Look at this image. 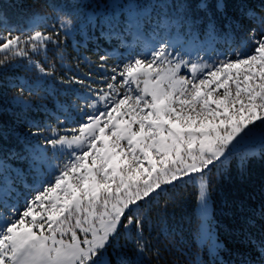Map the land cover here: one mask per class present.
<instances>
[{
    "label": "snow or ice",
    "instance_id": "1",
    "mask_svg": "<svg viewBox=\"0 0 264 264\" xmlns=\"http://www.w3.org/2000/svg\"><path fill=\"white\" fill-rule=\"evenodd\" d=\"M112 7L134 14L127 31L141 46L126 45L117 64L107 53L76 58L67 71L76 11L43 0L23 25L0 13V118L28 126L23 151L11 153L27 169L13 178L0 157V264H167L171 234L161 239L153 225L186 192L212 264H229V252L239 256L231 264H264L256 213H237V230L224 235L211 199L214 175L235 167L244 181L250 160L264 159V0L259 13L250 0H163L155 7L169 11L154 25L147 10ZM107 35L126 43L124 31ZM57 94L64 100L50 111L42 101ZM41 110L50 123L28 119ZM9 136L21 138L0 119V151Z\"/></svg>",
    "mask_w": 264,
    "mask_h": 264
},
{
    "label": "trees",
    "instance_id": "2",
    "mask_svg": "<svg viewBox=\"0 0 264 264\" xmlns=\"http://www.w3.org/2000/svg\"><path fill=\"white\" fill-rule=\"evenodd\" d=\"M127 5H135L141 14L147 10L151 14L153 25L156 20L163 19V13L169 10L155 7L163 2V0H124ZM123 1V3H124ZM58 4L65 6L66 10L76 11L80 21V27L73 33V36L65 42L67 44L65 69L73 67L78 63L76 58H88L95 60L102 53L110 56V64L123 59L130 50L126 45H132L133 48H139L140 42L137 41L133 32L127 31L135 22L134 14H130L128 9L125 11L116 10L112 7L111 0H56ZM168 3H175L176 0H167ZM188 4H198L200 0H184ZM214 3L215 0H210ZM43 0H0V13L8 18L13 24H26L34 8L41 5ZM255 5L254 10L259 13L261 0H250ZM89 18L91 23H89ZM112 30L124 31L122 44L119 39L107 35ZM148 29H145L147 34ZM173 35L176 31L173 30ZM203 39V37H201ZM223 47L224 45H219ZM120 62V61H118ZM88 65H80L77 74L87 72ZM95 71V69H93ZM58 83V82H57ZM3 91L7 99L15 94L14 90L5 87ZM35 99V98H33ZM64 97L57 95L50 96L42 101L51 111L54 109L57 101H63ZM8 121L12 126L16 127L21 138L17 136H9L4 144L3 151H0V157L4 158L9 168L10 174L15 177L19 170H26L28 161L23 158L13 156L12 152H22L24 140L23 133L28 131L26 119L20 116L14 119L10 114L0 118ZM28 119H36L42 122H49L44 111L33 112ZM211 189V199L213 208V217L219 227V231L224 235H230L237 230L236 214L248 211L255 212L256 216L252 225L256 236L259 235L260 224L264 221L260 220L259 213L264 209V159L255 157L250 160L248 176L244 181L238 177V169H231L230 177H215ZM196 196L190 192H186L181 203L174 207H169L168 215L162 222H156L153 225V235L160 231V238L163 239L164 231L171 234V247L165 253L164 260L167 264H194L199 257L204 264H212V258L207 254V248H201L196 242L195 234L198 226L199 216L196 203ZM243 221L244 217H240ZM164 230V231H162ZM227 230V231H226ZM229 243L233 241L229 240ZM246 254L253 260L256 259L258 253L255 250H247ZM222 257L229 261H238L239 256L236 253H221ZM231 257V260H230Z\"/></svg>",
    "mask_w": 264,
    "mask_h": 264
},
{
    "label": "rangeland",
    "instance_id": "3",
    "mask_svg": "<svg viewBox=\"0 0 264 264\" xmlns=\"http://www.w3.org/2000/svg\"><path fill=\"white\" fill-rule=\"evenodd\" d=\"M123 1H124V0H111L112 5H113V4H121V5H125V6H127L128 3H126V1H124V3H123ZM114 9H115V8H114ZM123 9L127 10V7L123 8ZM123 9H116V10H120V11L122 10V11H125V10H123Z\"/></svg>",
    "mask_w": 264,
    "mask_h": 264
}]
</instances>
